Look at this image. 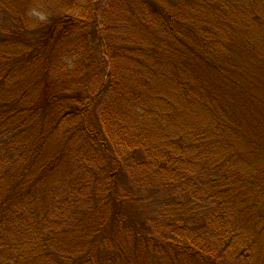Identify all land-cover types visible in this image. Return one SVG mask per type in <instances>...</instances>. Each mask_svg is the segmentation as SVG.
<instances>
[{
    "label": "trees",
    "instance_id": "16d2710c",
    "mask_svg": "<svg viewBox=\"0 0 264 264\" xmlns=\"http://www.w3.org/2000/svg\"><path fill=\"white\" fill-rule=\"evenodd\" d=\"M162 1L163 6H156L157 2L141 0L161 33L159 29L153 31L135 46V57L129 50L125 58L132 59L133 67L128 72L134 84L146 85L155 76L147 64L150 59L174 63L199 77L200 85L196 87L186 82L185 86L174 89L177 98L181 95L188 103L193 101L194 109L208 115L188 131L185 144L182 139H159L143 127V123L149 122L152 130L151 121L176 119L174 111L166 117L169 112L165 109L177 107L173 100L161 94L149 98L146 90L138 91L136 111L132 112L128 104L127 111L134 113L135 119L127 122V113L124 116L115 102L101 108L100 129L97 124L88 123L98 104L97 97L101 99L108 91L109 82H117L115 76L112 69L108 72L107 63L95 67L92 57L87 59L90 66L83 76L79 71L71 73L62 60L68 55L83 58L81 47L71 48L68 44L75 37L80 38L82 30L96 28L97 16L93 6H88L92 0H66L67 6L62 7L67 12L60 11L47 23L35 27H29L27 16L33 0H0V47H3L0 70L2 58L10 61L0 82V151L4 154L0 156V264H102L97 260L102 254L97 242L110 222H125V230L134 237L129 249L121 238L117 243L115 235L101 240L106 249L107 245L113 247L117 258L118 254L122 256V264H147L144 257L160 250L168 259L182 255L198 257L196 260L201 264H222V259L232 252L239 257V251H231L234 246L245 247L248 250L244 252L249 253L264 242V90H250L261 79L264 84V75L255 69L250 72V78L245 73V77L238 75L241 71L230 64L232 60L221 59L219 55V51L232 45L228 43L221 50L219 43L217 48L212 32L201 30L200 24L194 22V15L182 17V3L187 9L185 14L193 7L196 15L210 9L215 2ZM226 7L220 10L226 13ZM254 17L261 19L259 12ZM93 36L99 38L98 29ZM262 56L255 64H264ZM12 73L17 80L6 88V78ZM102 73L107 74L106 81L93 90L95 78ZM163 76L183 85L177 73ZM126 87L130 95L125 94V99L131 104L132 87ZM124 118L125 131L124 127L120 128ZM112 124L117 128L110 129ZM157 126L160 128V123ZM67 127L70 129L64 134L59 130ZM54 138L59 143L52 148ZM79 139L85 143H79ZM85 144L90 147L84 149ZM90 148L98 149L109 160L108 165L100 167L102 173L114 164L107 176L109 180L122 177L121 167L125 166V179L132 176L137 179L135 189L144 187L154 196L161 187L169 193V197L159 201L167 208L171 206L177 217L173 224L165 216L167 236H161L155 217L139 222L142 219H135V214L127 211L135 189H128L125 199L117 197L118 206L114 210L103 203L90 211H78V199L90 201L93 189L89 188L100 172H96L98 167L92 163ZM120 151H125V160L124 156H118ZM112 152L118 157L110 158ZM83 174L85 180L77 177ZM53 178L63 184L54 185ZM103 180L108 181L105 177ZM115 182L108 187L107 195L116 192ZM176 188H181V193L170 198ZM32 192L37 194L32 198L36 199L35 212L29 204ZM122 209L125 218H121ZM33 214L37 220V215H42V222L54 237L53 247L48 246L51 240L43 233L45 225L42 228L37 222L35 228L31 227ZM107 215L110 217L106 221ZM90 236L94 238L91 243L87 239ZM34 251L38 260L32 255ZM175 258L169 264H180Z\"/></svg>",
    "mask_w": 264,
    "mask_h": 264
},
{
    "label": "rangeland",
    "instance_id": "374dc122",
    "mask_svg": "<svg viewBox=\"0 0 264 264\" xmlns=\"http://www.w3.org/2000/svg\"><path fill=\"white\" fill-rule=\"evenodd\" d=\"M65 1L66 0H33L31 8L27 13L29 27H35L37 25L47 23L49 20H51V18L59 14L60 11L67 12L65 10L66 7H62L63 5L67 6ZM154 2H157L156 6H163L162 4H164V1L162 0H151V3ZM212 2H215V4L210 9H203L199 11L198 14L196 13V15L195 9L193 7H189L188 14H185V11L187 9H185L184 3H182L180 6L181 9L184 11V13H182V17L188 18L190 16L193 17L194 15V22L195 24H200V27L202 28L201 30L209 29L212 32L217 43V48L219 43L222 44V47L220 48L221 50L228 43L232 45V47L228 50L219 51V55L221 59L223 57L232 60L230 64L234 65L236 67V70L241 71L240 73H238V75H240L241 77H245L246 75L247 78H250V72L254 69L256 70V72H260L262 75H264V64L262 62H259L258 65L255 64V62L260 57H263L262 55H264V0H212ZM82 5H85V3L83 2ZM216 5L218 6L216 7ZM225 5H227L226 13L223 12V10H225ZM88 6H93L94 13L97 16L96 28L92 26V29L90 27L86 28L85 30H82L80 32V38L75 37V40L69 41L70 43L68 44V47H81V54L83 58H81L80 56L73 58L68 55V57L62 60L65 63V65L63 64V66L66 67L67 65L68 69L71 70V73L79 71L80 75L83 76L88 70V67L90 66L88 65L87 59L88 57H92V61L96 63V65L94 64L95 67H100L101 63H107L108 72L110 73V69H112V73L114 74L115 79L117 81L116 83L109 82V87H107L108 91L101 96V99H99L100 97H97L98 99L96 103L98 104L90 113L91 118L88 120V123H92L91 125L95 126L97 124V128L100 129L101 125L98 124V117L99 115H101V108L105 104L108 105L111 103L113 104L115 102L117 103L115 104L117 105V107L122 108L124 116L125 112L127 113V122L130 119H135L134 113L132 112L136 111V107H138L136 103V100L138 98V91L142 92L146 90L149 98L153 99L156 97V95L161 94L173 100L177 107H175V109H171V107L169 108V110L165 109V111L169 112V115H167L166 117L170 116L174 111V118L176 119L170 121H165L164 119L163 121H160V118L157 120V122L151 121V123H153L154 125L152 130L148 126L149 122L143 123V127H146L150 133H155L154 135L159 139H168V141H170L171 139H182L183 144L187 143L189 139L188 131L198 126L203 119L207 118L208 115L203 111L194 109L195 104L193 103V101L191 103H188L186 98L182 99L181 95L177 98L174 94V89L185 86L186 82L189 86L195 85L193 87L200 85V81L198 79L199 77H196V73L193 71L191 72V70L186 68L183 69V67L178 68L174 63H170L168 61L161 62L155 60L152 61L150 59L147 64L151 65V71L154 72L155 76L151 78L149 83H147L146 85L140 83L134 84L133 80L129 78L130 72H128V69L129 67H133V65L131 63L132 59L126 60L127 58H125V52L127 53L130 50L132 57H135L137 54L135 46L141 43L142 40L144 41L145 37L147 38V36L153 33V31H155L157 27L155 20L152 19L153 17L148 16L147 14L148 9L146 8H148V6L142 5L141 0H92V2L88 4ZM219 6L223 10H220ZM173 8H177V6H174ZM256 12L260 13L261 19H256L254 17ZM75 14H78V12H76ZM97 29L100 32L99 38L93 36L95 30L97 31ZM158 29L160 32V27H158ZM158 29L156 30V32H158ZM86 30H89L90 33ZM244 43L248 45L246 46ZM0 48L3 49V47ZM2 61L3 66L1 67L2 70H0V82H2V79L4 78L3 76L5 75L6 68L9 67L8 62L10 63V61L5 60V57L2 58ZM79 61L81 62L80 66L78 64ZM172 73L178 74L177 78L181 79L180 82L182 81L183 85L179 86L176 80H172L170 78L168 79V76H163V74L168 75ZM106 75V73L100 74L97 78H95L94 84L92 81L91 84H93V90L96 89V87L98 88L103 81H106ZM16 80V74L12 73L11 76L6 78V88L11 87L13 82H15ZM250 81L254 83L253 79H251ZM251 82L248 83V87H251ZM126 86H131L132 93L134 94V100L131 104L128 103V101L125 99V94L130 95L129 91L126 90ZM189 86L186 87L190 89ZM206 86H210V83H207ZM194 90L196 89L194 88ZM250 90H252L253 92H260L261 90H264L263 79H261V81L259 80L257 84L255 82V84H253V88H251ZM116 91L121 92V94L116 93ZM191 91H193V89L190 90V92ZM191 94L193 93L191 92ZM194 94L199 93L196 92ZM160 99L162 100V98ZM128 104L132 108L131 113L127 111V108L129 107ZM201 107L205 109L204 106ZM201 112L203 115L201 114ZM135 115L137 116L136 113ZM134 123L135 120L132 124ZM156 123H160V128H158ZM70 127L59 130L61 131V133L63 132L64 134V131L70 129ZM109 127L111 129V127H114V125H109ZM123 127V131H125V118L120 128ZM114 128L116 129L117 126H115ZM59 136H61V134H59ZM106 139L109 140L108 137H106ZM51 142L53 143L52 148H54L56 147V144L59 143V139L56 140V138H54L53 140H51ZM79 143L83 144L85 142L83 141V139H79ZM86 146L89 145L85 144L84 149ZM89 153L91 156H93L92 163L98 167L96 172L100 171L103 166L109 164V160L98 149L94 151V148H90ZM119 155L121 157L124 156L123 160H125V151H120L118 153V156ZM0 156H4L3 151H0ZM118 156H114L113 152L110 154V158L112 159L117 158ZM113 169L114 164L113 166L111 165L110 168L107 167L103 169L105 175H103L104 173H102L101 171L98 172V176L95 175L94 178L96 181L93 178V184L89 188L90 190L93 189V192H91V197L93 195V198L90 197V201L85 200L84 198L78 199V211L86 209L90 211L91 209H94L93 207H100L103 203H108L107 208L112 210L113 208H117L118 206L115 202V199L117 197L125 199L124 195L126 192H128L127 190L135 189L134 185L137 179H134V176H132L130 180L128 178L125 179V166L121 167L122 177H114L109 180L107 176L110 174V172H112ZM77 177L83 178L85 180L84 174ZM104 177L108 180V184L104 182ZM183 179L182 182L184 183ZM113 181H116L115 186L117 187V190L113 194L107 195V191L109 190L108 187L110 188L112 185H114ZM53 184L61 185L63 184V181L57 178L53 180ZM143 188L144 187H142V189L137 188L132 191L133 196H135L132 201L127 203V205H129L127 211L134 213L135 219H142L139 222H146L148 220V217H155V219L159 221L158 225L162 234L161 236H167L169 233L168 230L164 229L165 216L166 219H168L167 217H170L169 221L173 224H176L177 217H175V210L171 209V206H168L167 208L159 201H162L166 197H169V193L166 192L163 188L161 189L160 187L158 190H156V192L158 193L153 196L149 195V193L147 192L148 190L146 191ZM172 193H174L175 195L170 198L178 197L179 193H181V188H176V191ZM88 194L89 191H87V195ZM34 197H37V194L32 192L30 199ZM29 204L31 209L34 210V212L37 211L35 209L36 199L30 200ZM122 212L124 214L121 215V218H125V209H122ZM37 216L38 220L36 219L35 214H33L30 222L31 227L35 228L37 222L38 225H42V228L43 225H45V228L43 230L44 232H41H43L45 236L51 240L48 241V246L53 247L54 243H52V241L54 240L52 238L54 237L52 234L50 235L48 233V225L42 222V215ZM108 217L110 216L107 215L106 221L108 220ZM85 230V233H87L88 227H86ZM126 230L125 222H110L106 224L104 230L105 235L102 237V239L105 238V236L107 238H112L115 235L117 243L122 239L123 244L127 245L126 248L129 249V246H132V243L134 242V237H132L131 232ZM161 236L159 238L160 241L162 240ZM91 238V236L87 237L90 243L93 242L94 239ZM101 240L97 242V246L98 249L102 251V254L100 255V259L97 260H101L102 264H122V256L118 254L119 258H117V254H115L114 250L112 249L113 247L107 245L106 249L105 243H103ZM34 242L35 241H33V243ZM52 250H55V248H52ZM247 250L248 249H246L245 247L241 248V246H234V249H231V251H239V257L236 254L233 255L232 252V254L230 253L228 256L225 257V259H222L221 263L264 264V242H262L261 246L254 247L253 252H244ZM161 251L162 250H160V252H157V254H154L151 257H144L145 260H147V264H169L170 259L175 258L173 256L168 259L169 257L167 258L165 254ZM242 252H244L243 256L240 255L242 254ZM117 253L119 252L117 251ZM32 255L36 257L37 252L34 251ZM51 256L52 255L47 257L50 258ZM197 258H185L182 255L180 257L178 255L176 256L175 260L177 259L176 262L180 264H201V262L199 263L196 260ZM36 259L38 260L37 257Z\"/></svg>",
    "mask_w": 264,
    "mask_h": 264
}]
</instances>
